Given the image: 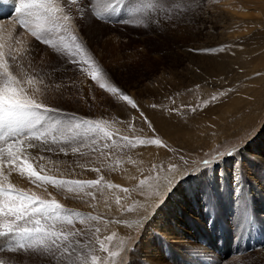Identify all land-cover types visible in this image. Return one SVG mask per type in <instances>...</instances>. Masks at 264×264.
<instances>
[{
	"label": "rangeland",
	"instance_id": "374dc122",
	"mask_svg": "<svg viewBox=\"0 0 264 264\" xmlns=\"http://www.w3.org/2000/svg\"><path fill=\"white\" fill-rule=\"evenodd\" d=\"M234 1L120 0L114 11V0H77L76 4L69 3V8L58 1L63 9L56 17L60 18L58 23H64L62 27H56L51 14L45 15L40 9L20 14L14 19L15 24L0 25V54L10 65L12 57L16 58L21 74L32 78L31 87H43V83L50 81L61 85L59 91H49L43 97L44 102L61 109L62 118L74 114L73 124L83 120L99 124L95 131L85 126L73 131L80 153H72L67 144L64 145L67 154L58 149L47 151L37 142L34 148L25 145L21 157L41 175L64 180H99L98 185H86L75 191L51 184L38 187L27 178L28 173L20 175L19 169L11 175L3 173L7 175L4 183L35 192L43 199H55L66 209L84 214V224L76 219L74 225L64 226L66 230L83 229L87 233L84 243L67 264H83L85 260L93 264L92 256L98 258L96 264H151L145 260L147 252L142 245L148 226H151L150 246L156 247L155 252L162 257L167 246L174 242L164 239L151 221L169 218L167 203L179 185L184 201L194 205L198 201L208 211L204 216L201 213L204 234L197 236L193 227L191 231L186 228L190 243L186 247L190 250L185 258L191 260L195 255L202 264H264V209L259 211L252 206L245 188L244 206L230 213L225 202L217 199L211 184L212 170L219 171L228 161L232 169L236 164L257 170L264 166V13L261 11L264 2L256 7L245 2L233 4ZM65 15L70 17L68 21L62 19ZM100 16L108 19L102 21ZM21 19L26 24H21ZM100 25L110 28L106 35L93 34L102 29ZM34 31L51 43L37 40L32 35ZM101 38L102 41L108 38L110 42L105 46ZM76 44L86 47L105 70L107 82L130 95L139 110L130 109L126 102L101 89L86 72L78 71L70 63L72 56L68 49ZM25 50H31L30 63L23 62ZM201 54L223 60L226 65L223 72L201 69L198 57ZM176 80L179 83L174 87ZM227 102L240 107L238 114L231 109L228 116L224 110L220 111L219 106ZM153 111L161 112L169 122L163 121L160 126V119L150 116ZM141 112L150 124L141 117ZM189 116H202L204 124L195 129L177 130V125H183ZM156 139L161 141L160 145L152 143ZM229 152L233 155H228ZM145 153L148 155L143 156ZM205 159L216 163L204 167ZM132 165L139 168L141 176L138 174L137 180L129 183L125 175ZM171 165L177 166L176 172L170 170ZM243 165L240 169L245 174L243 181L249 178L252 186L255 179H251L250 173L256 169L248 170ZM193 169L195 173L188 175ZM179 173L185 178L181 179ZM173 175L181 180L169 194L164 186L166 178ZM124 188L129 192H124ZM157 189L161 196L155 195ZM206 197L209 199L204 202ZM145 216L147 225L132 229L128 219ZM56 226L60 227L61 222H56ZM0 231H3L2 221ZM109 236L111 240L107 239ZM10 244L7 236L0 235L3 264H49L52 260L51 254H37L39 250L13 252ZM195 244L206 247L196 248ZM165 256L169 261V255ZM54 262L63 264V258L57 255Z\"/></svg>",
	"mask_w": 264,
	"mask_h": 264
},
{
	"label": "snow or ice",
	"instance_id": "6c2138e0",
	"mask_svg": "<svg viewBox=\"0 0 264 264\" xmlns=\"http://www.w3.org/2000/svg\"><path fill=\"white\" fill-rule=\"evenodd\" d=\"M66 2L76 4L77 0H66ZM119 3L120 0H114L113 11ZM4 6H7L6 0H0V7ZM33 9H40L45 15L51 14L50 18L54 25L58 28L62 27L57 22L60 18L56 17V13L61 12L62 9L56 3V0H19V6L13 4V10L22 15L25 13L31 14ZM62 19L68 21L70 17L65 15ZM106 19L108 17L100 16V20ZM123 22L127 23L128 21L123 20ZM20 23L26 24V20L21 19ZM32 35L37 40H43L45 44L51 43L41 33L34 31ZM53 46L55 47V45ZM68 51L72 56L70 63L78 71L86 72L87 76L98 84L101 89L113 94L118 100L126 102L131 109L139 110L138 104L130 95L123 93L122 89L114 83L107 82L105 70L88 53L86 47L76 44L74 48L70 47ZM84 65H88V67H84ZM19 69L20 65L16 64L15 57H12V65H10L8 59L0 54V175H3L4 172L11 175L19 169L20 175L23 176L28 173L27 178L37 184L38 187L51 184L61 189L68 187L73 191L86 185L93 187L98 185L99 180H64L50 175H41L33 170L32 165L26 159H21L23 156L22 149L25 145L27 148H34L37 147V142L47 151L58 149L67 154L64 147L67 144L72 153H80V148L75 146L77 136L72 134L73 131L82 126L87 127L89 131H95L99 129V124L94 125L88 120L73 124L74 114L70 117L65 115L62 118L60 115L62 113L61 109L51 107L43 100V97L49 91H59L61 85L50 81L43 83V87H31L32 78H29L26 74H21ZM14 71L16 74H14ZM213 99H216V97H213ZM140 115L145 122L151 123L147 120V117L143 116L142 112ZM152 143L160 145L161 141L156 139ZM53 145L55 147H52ZM228 155H233V153L229 152ZM185 163L187 162L185 161ZM213 163H216V161L210 159L202 161L204 167H208ZM94 170L99 171V169ZM170 170L176 172L177 166L171 165ZM193 173H195V169L189 172L188 175ZM179 176L182 177L181 179L185 178L183 173H179ZM166 179L167 184L164 187L170 194L181 179H178L176 175ZM6 180L7 175H3V180H0V221L3 222V231H0V235L7 236L11 241L9 249L13 252L39 250L37 254L43 253L45 256L51 254L52 260L49 261V264H54L55 258L59 255L63 258V264H67V261L75 254V250L84 243L83 238L87 233L83 229L66 230L64 226L74 225L76 219L79 220V223L84 224L85 218H82L84 214L66 209L55 199H43L35 192L29 193L16 188L11 183H4ZM141 184H143V181H141ZM109 187L117 186L109 185ZM123 191L127 193L129 189L124 188ZM155 195L161 196L159 189H157ZM125 211L131 212L132 210L125 209ZM90 218L96 219V217ZM146 219L145 216L144 220ZM56 222H61V226L57 227ZM142 226L143 221L138 222L137 227ZM96 231L98 232L99 229H96ZM107 239L111 240L112 237L109 236ZM100 247L103 249V243ZM97 260L96 256H92L93 264H96ZM0 264H3V261H0ZM83 264H87V261L85 260Z\"/></svg>",
	"mask_w": 264,
	"mask_h": 264
},
{
	"label": "bare ground",
	"instance_id": "6f19581e",
	"mask_svg": "<svg viewBox=\"0 0 264 264\" xmlns=\"http://www.w3.org/2000/svg\"><path fill=\"white\" fill-rule=\"evenodd\" d=\"M58 1L60 3H64L68 8H69V3L66 2V0H56V3L58 4ZM6 2H10L13 4H15V6H19V0H6ZM237 2L244 4L243 2H245L248 6L252 5V6H256L259 7V4L264 2V0H236L233 2V4H237ZM62 4V5H64ZM232 4V5H233ZM264 5V4H263ZM61 7V5H59ZM147 6V5H146ZM237 6V5H236ZM65 7V6H64ZM261 7V6H260ZM67 8V9H68ZM103 8V7H102ZM4 7H0V25L2 27H4V24L7 22H12V24L15 22L14 19H17L18 16H20L21 13H17L14 10H12L11 12H5L3 11ZM63 9V8H62ZM105 9V8H104ZM149 9V8H148ZM145 10V9H144ZM261 11L264 13V7H261ZM64 12V11H63ZM148 12H150V10H148ZM152 12V11H151ZM74 14V13H73ZM26 15V13H25ZM151 15V14H150ZM23 16V15H21ZM148 16V14L146 15ZM29 17V16H28ZM242 19V18H239ZM16 23V22H15ZM14 23V24H15ZM11 24V25H12ZM64 24V23H63ZM62 24V25H63ZM66 25V24H65ZM102 27V25H100ZM1 27V28H2ZM75 27V26H74ZM106 27V24H105ZM102 27V29L99 30H94L91 32L93 34L95 33H100L102 35H106L107 32H109L110 28H105ZM70 30V29H68ZM72 30V29H71ZM88 30V29H87ZM76 31V30H75ZM81 31V30H80ZM85 31V29H84ZM89 31V30H88ZM87 31V32H88ZM81 33V32H80ZM84 34H87L85 32H83ZM76 34V33H75ZM83 34V35H84ZM89 34V33H88ZM71 35V34H70ZM69 35V36H70ZM97 35V34H96ZM101 35V36H102ZM74 36V35H73ZM76 36V35H75ZM95 36V35H94ZM71 37V36H70ZM107 37V36H105ZM92 38V37H91ZM114 38L112 37V40ZM77 40V39H76ZM87 40V39H86ZM91 40V39H90ZM93 40V39H92ZM102 41V38L100 39ZM78 41V40H77ZM109 39H105L104 41H102L101 43H103L105 46L109 43ZM260 44V43H259ZM263 43H261L262 45ZM29 54L31 53V50L29 52H27L25 50V54L24 57H22L23 62H29L30 63V57ZM23 55V54H22ZM35 56V54H34ZM196 56V55H195ZM38 57V56H36ZM199 57V63L202 64V66L200 67L201 69H203L205 71L208 72L209 69L211 68L213 73L219 72L222 73L223 70L225 69V64L224 61H219L218 58H211L210 56H205V55H198ZM190 58H193V56L190 55ZM36 59V58H35ZM197 60V59H195ZM21 61V59H20ZM33 62V60H32ZM33 64V63H32ZM212 73V72H211ZM172 80H170L171 82ZM178 81L176 80L174 82V87L178 85ZM156 92V91H155ZM145 105V104H144ZM128 106V105H127ZM122 107H126L124 104L122 105ZM130 108V106H129ZM220 111L224 110V114H226L228 116L229 112L228 109L234 110L232 111V113L238 114L237 112H239L237 106H233L231 102H227L224 103L223 105L219 106ZM131 109V108H130ZM144 110H146V108H143ZM206 112H210V110H206ZM230 113V114H232ZM234 114V115H235ZM150 116L152 118L155 119H160L158 120V123L160 126H162L165 122V124H167V122H169L168 119H166L164 117V115L159 112V111H153L150 113ZM233 116V114L231 115ZM235 118V117H234ZM164 121V122H163ZM171 122V121H170ZM204 124V120L203 117H198L195 118L193 116H189L187 118V120L183 123V125L181 123H179L177 125V130H185V129H195L196 126H202ZM222 129V128H221ZM164 131H167L166 129L163 128ZM201 130V136L204 137V132L205 130L200 129ZM219 132V131H218ZM217 132V133H218ZM216 133V134H217ZM171 137V136H169ZM264 137V136H263ZM262 137V138H263ZM203 139V138H201ZM261 139V138H260ZM263 141V140H262ZM259 143V142H258ZM264 143V142H263ZM193 146V145H190ZM150 153V152H149ZM264 153V152H263ZM158 154V153H157ZM155 154V156L157 155ZM148 154L145 153L143 156H147ZM130 155H127V157ZM264 158V155H262ZM27 157V156H26ZM163 157V156H162ZM40 158V157H39ZM155 158V157H154ZM249 163H253L252 159L247 158ZM42 160V159H41ZM127 160V159H126ZM263 160V159H262ZM47 161V160H45ZM44 161V162H45ZM264 162V160H263ZM151 163V161H150ZM154 164V163H153ZM231 162L228 161L227 162V166L224 165L219 171L215 169L212 170L213 174L211 176V184L213 187H215L216 191L214 192V194H216L217 199H221L223 201V203L225 202L226 204V208L228 209V211L230 213L234 212L235 210L238 211L240 209H242L241 207L244 206L243 204V195L245 192H243V190L245 188H248V192H249V197L251 200V204L252 206H255L254 208L258 209L259 211L262 209H264V166L260 167L258 170L256 169V167H252L250 168L249 166H245L243 164H236L234 169L230 168ZM43 165V164H42ZM243 165V167L246 169H253L255 168L256 171H252L250 173V177L251 179L254 178L255 181L254 183H252V186H250L249 184L251 183V181H249L250 179L246 177V184L243 181L242 177H245V174L240 170L241 166ZM128 166V165H127ZM126 166V167H127ZM128 168V167H127ZM130 168V167H129ZM138 167H136V165H132L131 168L128 170L127 174L125 175L126 177L129 178V183H133L135 180H137V175L139 174V176H141L140 173H138ZM262 170V171H261ZM261 172V173H258ZM16 172V171H15ZM123 173V172H122ZM13 175V174H12ZM123 175V174H122ZM208 176V175H207ZM124 177V176H123ZM136 177V178H135ZM259 177V178H256ZM127 178V179H128ZM135 178V179H134ZM15 179V178H14ZM257 180H260L259 182H257ZM12 181V180H11ZM119 181V180H118ZM124 181V180H123ZM126 181V180H125ZM19 182V181H18ZM14 183V182H13ZM261 183V185L259 184ZM120 186V185H119ZM179 189L173 194L172 198L168 200L167 205L170 207V212H169V218H165L163 217V219L160 220V217L157 218V220L154 221V219L151 221L152 226L157 227V229L159 230V232H161V235L164 239H169L170 241L174 242V244H169L167 246V250L164 253V255H162L161 257V253H156L155 249L156 247H151L150 246V238H151V226H148V228L145 229L144 232V236H142L144 239V241L142 242L144 245V249L147 252V254L144 256L145 260L147 262H150L151 264H202L200 261V258L193 255L191 256V260H189L188 257H184L187 256L189 252L188 249L189 247H186L187 244L189 243V240L187 239V230L186 228L188 227L191 231V227L194 228L195 232L197 233V236H200L201 234H204L205 232V227L204 225L200 222L201 220V213L202 216H204L206 213L208 214V211L206 208H204V206L202 207V205L200 203H198V201L195 202V205L193 203H190V201H184V196L181 194L182 190H181V186H178ZM192 189H195L194 184L190 186ZM163 188V187H162ZM164 191V190H163ZM166 191V190H165ZM184 192V191H183ZM263 196V198H262ZM210 198V196H209ZM208 197L205 198L204 202H207ZM141 200V199H140ZM154 200V199H153ZM144 201V199H143ZM151 201V200H149ZM185 202H187L188 206L186 207ZM225 208V205L223 206ZM188 208V209H187ZM199 208V209H198ZM205 210V211H204ZM160 212V211H159ZM197 212V213H196ZM161 213V212H160ZM158 214V213H157ZM194 214V215H191ZM160 215V214H159ZM229 215V213H228ZM230 217V216H229ZM232 217V216H231ZM264 217V216H263ZM195 218V219H194ZM115 219V218H114ZM118 219V218H117ZM121 219V218H120ZM126 219V218H125ZM156 219V218H155ZM198 220L199 223L196 224ZM238 219V218H237ZM127 220V219H126ZM109 221V220H108ZM115 221V220H114ZM143 221V224L146 222V220L144 219H128V223L131 224L132 229L135 228L138 224V222ZM234 222V221H233ZM118 223V222H117ZM127 225V224H126ZM145 225V224H144ZM147 225V223H146ZM145 225V226H146ZM114 226V225H113ZM129 226V225H127ZM116 228V227H115ZM123 231V230H122ZM125 231V230H124ZM86 232V231H85ZM120 233V232H119ZM124 233V232H123ZM130 233V232H129ZM157 233V232H156ZM159 234V233H157ZM121 235V234H120ZM141 237V238H142ZM190 244V243H189ZM199 244V243H198ZM198 244H195L196 248H200V247H206V246H200ZM140 249V248H139ZM181 250V251H179ZM190 250V249H189ZM264 250V249H263ZM143 251V250H142ZM140 251V252H142ZM145 252V253H146ZM185 253V254H184ZM193 253V252H192ZM139 254V253H138ZM143 254V253H142ZM169 255V261H167L166 256L165 255ZM201 256V255H200ZM143 257V258H144ZM203 259V258H202ZM207 261V260H206ZM54 264H56L54 262Z\"/></svg>",
	"mask_w": 264,
	"mask_h": 264
}]
</instances>
